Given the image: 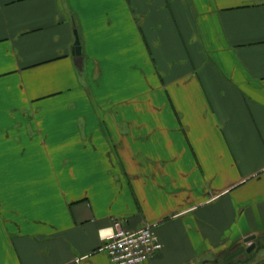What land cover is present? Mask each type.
Wrapping results in <instances>:
<instances>
[{"label":"crops","instance_id":"crops-1","mask_svg":"<svg viewBox=\"0 0 264 264\" xmlns=\"http://www.w3.org/2000/svg\"><path fill=\"white\" fill-rule=\"evenodd\" d=\"M114 219L264 264V0H0V264H110Z\"/></svg>","mask_w":264,"mask_h":264},{"label":"built area","instance_id":"built-area-1","mask_svg":"<svg viewBox=\"0 0 264 264\" xmlns=\"http://www.w3.org/2000/svg\"><path fill=\"white\" fill-rule=\"evenodd\" d=\"M101 237V250L107 253L110 264H145L163 249L152 225L131 229L124 220L114 219L110 227L101 230Z\"/></svg>","mask_w":264,"mask_h":264},{"label":"water","instance_id":"water-1","mask_svg":"<svg viewBox=\"0 0 264 264\" xmlns=\"http://www.w3.org/2000/svg\"><path fill=\"white\" fill-rule=\"evenodd\" d=\"M74 34H75V46H74L75 63L78 66V68L81 70L83 67L84 59L82 56L81 40L77 29L74 30ZM252 238L254 237L248 238L247 240L250 241L252 240ZM253 248L254 246L250 247L249 251H251Z\"/></svg>","mask_w":264,"mask_h":264},{"label":"rangeland","instance_id":"rangeland-1","mask_svg":"<svg viewBox=\"0 0 264 264\" xmlns=\"http://www.w3.org/2000/svg\"><path fill=\"white\" fill-rule=\"evenodd\" d=\"M216 260H217V262L213 261V263H211V264H227V262L223 261V259H220L219 257H217Z\"/></svg>","mask_w":264,"mask_h":264}]
</instances>
